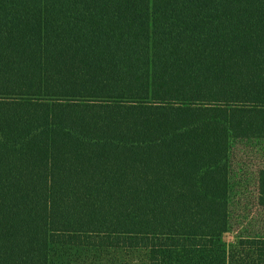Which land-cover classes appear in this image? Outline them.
Instances as JSON below:
<instances>
[{
  "label": "trees",
  "instance_id": "16d2710c",
  "mask_svg": "<svg viewBox=\"0 0 264 264\" xmlns=\"http://www.w3.org/2000/svg\"><path fill=\"white\" fill-rule=\"evenodd\" d=\"M53 245L264 264V0H0V264Z\"/></svg>",
  "mask_w": 264,
  "mask_h": 264
},
{
  "label": "rangeland",
  "instance_id": "374dc122",
  "mask_svg": "<svg viewBox=\"0 0 264 264\" xmlns=\"http://www.w3.org/2000/svg\"><path fill=\"white\" fill-rule=\"evenodd\" d=\"M129 149H132L133 156L138 154L137 160H146L148 155L145 154V150L155 148L148 142H126L115 146L108 145L104 148V159L100 175L101 193L103 194L101 208L104 220H107L106 214L111 209V202L113 207L116 208V204L119 202L118 193L123 192L124 189L122 184L115 187L113 185L117 183L119 178H124L127 173L128 175L132 173V168L126 166L124 159L116 158L114 152L119 151L117 154L123 156L124 152L121 151ZM139 171H142V169H139ZM117 173L120 175H117ZM230 239L231 237H228V240ZM143 256L144 253L141 251L82 249L53 245L50 248L49 264H138Z\"/></svg>",
  "mask_w": 264,
  "mask_h": 264
}]
</instances>
